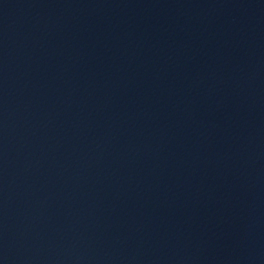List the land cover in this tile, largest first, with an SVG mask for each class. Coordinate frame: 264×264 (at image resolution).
Here are the masks:
<instances>
[{
    "label": "water",
    "instance_id": "water-1",
    "mask_svg": "<svg viewBox=\"0 0 264 264\" xmlns=\"http://www.w3.org/2000/svg\"><path fill=\"white\" fill-rule=\"evenodd\" d=\"M0 264H264L257 0H0Z\"/></svg>",
    "mask_w": 264,
    "mask_h": 264
}]
</instances>
